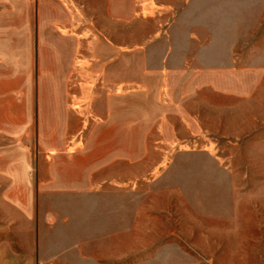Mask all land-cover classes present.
Masks as SVG:
<instances>
[{
  "label": "rangeland",
  "instance_id": "374dc122",
  "mask_svg": "<svg viewBox=\"0 0 264 264\" xmlns=\"http://www.w3.org/2000/svg\"><path fill=\"white\" fill-rule=\"evenodd\" d=\"M66 5L79 72L31 101L72 109L71 155L48 165L57 129H32L33 191L0 177V242L42 264H264V0Z\"/></svg>",
  "mask_w": 264,
  "mask_h": 264
},
{
  "label": "crops",
  "instance_id": "0c3cea01",
  "mask_svg": "<svg viewBox=\"0 0 264 264\" xmlns=\"http://www.w3.org/2000/svg\"><path fill=\"white\" fill-rule=\"evenodd\" d=\"M66 1L68 0H0V144L12 143L19 149V155L13 161L4 158L7 162L0 165V177L13 186L5 188L6 191H33L30 179L32 152L28 146L32 143L33 128L57 129V139L60 138V143L57 144H62V147L46 150L42 154L48 165L60 154L71 155L66 154L63 145L66 115L72 109L59 103L49 106L42 100L37 113L38 110L32 106L31 101L34 81L60 80V92L58 87L56 96H65L63 81L72 78L71 75L76 71L79 72L77 61L81 62L80 54L72 53L66 57L65 52L66 38H69L65 33L73 25L66 22V15H72ZM72 44L77 52L78 40H73ZM2 96L13 97L12 115H4L10 108L3 106ZM4 148L0 145V152L5 151ZM85 173L89 176L88 172ZM49 175L54 176L52 172ZM54 178L52 181L46 179V184H43L56 185L51 188L63 190L62 182ZM84 181L86 184L81 188L83 190L88 189L89 185L87 179ZM52 182L57 184H50ZM21 208L29 212L28 206L26 208L22 204ZM37 237L36 232L28 233L30 240H36ZM38 254L39 249L32 246L16 248L0 242V264H42Z\"/></svg>",
  "mask_w": 264,
  "mask_h": 264
}]
</instances>
